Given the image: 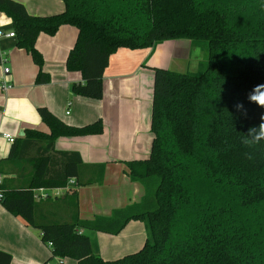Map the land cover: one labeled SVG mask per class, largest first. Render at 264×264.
Returning <instances> with one entry per match:
<instances>
[{"label":"trees","instance_id":"obj_1","mask_svg":"<svg viewBox=\"0 0 264 264\" xmlns=\"http://www.w3.org/2000/svg\"><path fill=\"white\" fill-rule=\"evenodd\" d=\"M60 13L33 16L23 4L0 0L4 25L14 37L1 51L23 49L38 67L36 85L49 82L36 49L39 35L53 37L63 26L77 30L65 61L81 82L70 94L102 99L109 57L119 49L152 51L164 42L186 40L205 52L194 73L153 68L150 132L146 160L124 162L126 175L142 185L139 202L108 217L37 220L39 190L68 188L81 181L77 153L56 152L59 137L99 135L100 120L82 127L65 124L38 108L48 133L25 130L10 145L5 163L28 160L25 183L0 168V205L51 243V257L76 264H264V141L244 145L251 127L264 122V108L247 94L264 83V0H60ZM242 103L246 116L235 104ZM31 150L35 154L31 156ZM1 163V162H0ZM101 183L104 164L96 167ZM49 199V198H47ZM131 221L146 222L152 243L115 260L93 253L85 232L119 234ZM0 250V264H11Z\"/></svg>","mask_w":264,"mask_h":264},{"label":"crops","instance_id":"obj_2","mask_svg":"<svg viewBox=\"0 0 264 264\" xmlns=\"http://www.w3.org/2000/svg\"><path fill=\"white\" fill-rule=\"evenodd\" d=\"M24 5L28 14L46 16L63 11L60 0H14ZM10 19L0 12V26ZM77 38V30L61 27L53 36L39 35L36 49L43 59V70L49 82L36 85L38 67L23 49H10L5 54L10 72L6 80L11 86L0 90V168L10 178L18 177L24 184L31 166L28 160L15 165L5 163L10 143L2 134L16 140L25 130L48 133L37 109L45 107L59 120L82 127L100 120L99 135L59 137L54 151L77 153L82 161L81 181L93 182L68 188L41 190L37 220L66 221L76 211L80 220L108 217L114 210L140 201L144 194L141 184L132 182L125 173L124 162L146 160L153 135L150 132L153 94V68H169L174 61H188L190 43L186 40L167 41L151 49H119L111 55L102 79L103 95L99 101L70 94V86L81 82L79 73L67 72L65 61ZM2 69L0 68V76ZM23 133L20 136V133ZM35 154L31 150V156ZM104 164L101 183L99 165ZM1 178L4 175H0ZM49 198V199H47ZM146 222L131 221L117 235L89 232L93 253L104 260H115L136 252L145 242ZM0 250L11 256V264H76L71 259L51 257V251L40 240L39 231L28 227L23 220L8 214L0 205Z\"/></svg>","mask_w":264,"mask_h":264},{"label":"clouds","instance_id":"obj_3","mask_svg":"<svg viewBox=\"0 0 264 264\" xmlns=\"http://www.w3.org/2000/svg\"><path fill=\"white\" fill-rule=\"evenodd\" d=\"M247 101L264 108V83L257 84L250 90L247 94ZM234 107L241 116H246V110L242 103L238 102ZM261 141H264V122L260 123L258 127L249 128L241 142L244 145H253Z\"/></svg>","mask_w":264,"mask_h":264},{"label":"built area","instance_id":"obj_4","mask_svg":"<svg viewBox=\"0 0 264 264\" xmlns=\"http://www.w3.org/2000/svg\"><path fill=\"white\" fill-rule=\"evenodd\" d=\"M13 37H14L13 30L6 29L3 26H0V43L2 41L10 40ZM6 52L7 51H1L0 50V68L2 69V73L0 76V90L3 92H6L11 87L6 80V75H8L10 72L9 68L5 66V64H6V59H5ZM2 137H3V139H5L10 144H12L14 142V138L12 136H10L9 134H2ZM0 180H1V176H0ZM39 191H41V190H39ZM40 198H41V196L39 195L38 199H40ZM45 246L48 247L49 249H51L52 245H51V243H48Z\"/></svg>","mask_w":264,"mask_h":264},{"label":"rangeland","instance_id":"obj_5","mask_svg":"<svg viewBox=\"0 0 264 264\" xmlns=\"http://www.w3.org/2000/svg\"><path fill=\"white\" fill-rule=\"evenodd\" d=\"M204 57H205V52H203L199 48L191 47V55L188 61H174L173 63L170 64V66H167L169 68L166 69L178 73H194L197 71V64L200 61H202ZM145 233H146L145 240H148L150 243H152L150 233L149 232L147 233V230Z\"/></svg>","mask_w":264,"mask_h":264},{"label":"water","instance_id":"obj_6","mask_svg":"<svg viewBox=\"0 0 264 264\" xmlns=\"http://www.w3.org/2000/svg\"><path fill=\"white\" fill-rule=\"evenodd\" d=\"M22 135H23V133L21 132V133H20V136H22Z\"/></svg>","mask_w":264,"mask_h":264}]
</instances>
